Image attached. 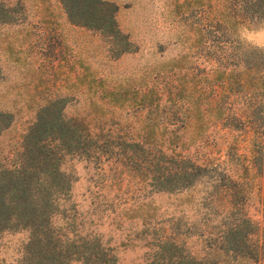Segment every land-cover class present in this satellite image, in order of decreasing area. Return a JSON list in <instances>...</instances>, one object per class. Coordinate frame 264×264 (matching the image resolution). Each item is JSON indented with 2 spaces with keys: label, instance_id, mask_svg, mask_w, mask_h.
Returning <instances> with one entry per match:
<instances>
[{
  "label": "trees",
  "instance_id": "16d2710c",
  "mask_svg": "<svg viewBox=\"0 0 264 264\" xmlns=\"http://www.w3.org/2000/svg\"><path fill=\"white\" fill-rule=\"evenodd\" d=\"M56 1L69 23L109 39L115 55L128 50L112 2ZM17 10L16 3L0 0V25L14 24ZM260 20H264V0H220L214 9L207 44L211 50L201 61L206 71L193 75L197 82L211 76L210 90L219 88L215 97H207L196 81L187 78L186 67L178 65L182 56L161 64L162 69L167 67L169 82L161 85L146 80L144 87H136L131 95L119 89L107 91L108 100L126 103L133 120L127 122L122 134L109 122L112 116L105 120L96 116L95 109L100 108L94 105L87 112L68 113L67 97L57 92L42 96L33 106L0 104V233L26 232L19 264L117 262L115 251L83 221L64 214L54 221L61 202L69 197L72 178L61 168L68 156L92 162L105 185L108 181L119 186L125 178H136L137 193L185 192V201L201 209L200 218L189 221L183 231L177 217H168L163 223L155 220L158 205L150 196L123 200L115 215L137 218L143 225L138 237L144 248L141 264H245L264 257V229L258 233L257 224L244 210L248 186L243 158L229 168L184 152L198 144L185 135L186 128L192 125L196 135H202L209 125L205 114L223 126L238 125L226 121L233 116L248 127L251 161L262 175L264 214V52L237 36L229 37L237 23L250 25ZM202 34V29L195 27L198 44ZM12 45L6 43L9 53H14ZM238 93L244 99L242 107L229 114L223 103ZM23 113L26 119L21 121V130L7 136ZM180 115L191 120L190 125L187 120L173 119ZM231 147L227 146V156L233 154ZM200 183L206 184L204 193L191 202L189 190ZM190 234L199 238L200 251L189 248Z\"/></svg>",
  "mask_w": 264,
  "mask_h": 264
},
{
  "label": "rangeland",
  "instance_id": "374dc122",
  "mask_svg": "<svg viewBox=\"0 0 264 264\" xmlns=\"http://www.w3.org/2000/svg\"><path fill=\"white\" fill-rule=\"evenodd\" d=\"M9 1L16 3L18 10L14 24L0 25V104L33 106L41 102L42 96L57 92L67 97L68 113L87 112L93 105L99 107L100 110L95 109L96 116L101 120L112 116L109 122L118 134H122L127 122L131 124L133 120L125 102L113 103L105 93L119 89L131 95L136 87L143 88L146 80L161 85L165 80L169 82L167 67L162 69L161 64L179 56L182 59L178 65L181 64L182 69L186 67L187 78L197 82L193 74L206 71L201 61L209 56L211 48L207 44L211 36V18L220 4V0H107L116 7L115 22L128 47L127 51L115 55L114 44L109 39L96 31L69 23L56 0ZM197 26L203 33L200 44L195 41ZM233 36L264 52V20L250 25L245 21L237 23L229 32V37ZM7 42L13 44L14 53L5 48ZM212 82L211 76L197 82L209 98L219 92L215 86L213 91L210 90ZM243 102L238 93L229 95L223 104L229 107L230 114L240 109ZM25 114L20 115V120L7 136L21 130ZM205 118L209 125L202 135H196L192 125L186 128L185 135H191L198 144L189 146L184 152L208 159L210 163L220 162L229 168L236 167L243 158L247 164L248 186L244 210L257 224L260 233L264 229L263 183L261 172L251 161L250 130L233 116L226 120L229 124H238L232 127L223 126L206 114ZM173 119L191 123L181 115L173 116ZM121 126L123 130L119 129ZM261 141L264 146V137ZM228 145L234 147L230 148L232 156L226 154ZM61 168L70 174L72 181L69 197L61 202L54 221H60L64 215H73L75 221H83L84 226L98 233L101 240L115 251L116 264H141L144 248L138 237L142 235L143 225L137 218H124L115 212L123 200L131 201L137 195L147 198L150 194L134 191L139 186L138 181H133L136 178H125L119 186L112 182L108 184V181L105 185L100 170L82 158L65 157ZM203 186L196 184L189 190L191 202H196L204 193L206 184ZM150 197L158 205L155 220L163 223L168 217H177L183 223L180 225L183 231L189 221L201 216V209L196 210V205L194 208L193 203L185 201V192L151 194ZM25 239L24 230L1 232L0 264H19ZM201 245L195 234L189 235L191 250L200 251ZM245 264H264V257Z\"/></svg>",
  "mask_w": 264,
  "mask_h": 264
}]
</instances>
